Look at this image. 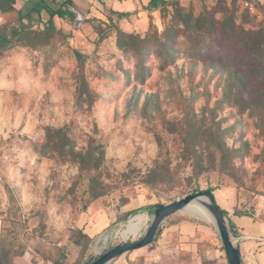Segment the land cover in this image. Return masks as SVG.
Masks as SVG:
<instances>
[{
    "label": "rangeland",
    "instance_id": "obj_1",
    "mask_svg": "<svg viewBox=\"0 0 264 264\" xmlns=\"http://www.w3.org/2000/svg\"><path fill=\"white\" fill-rule=\"evenodd\" d=\"M75 12L0 20V264H89L129 218L138 240L156 205L198 190L235 239L233 215L264 224V1ZM159 231L109 264H228L208 220L180 210Z\"/></svg>",
    "mask_w": 264,
    "mask_h": 264
},
{
    "label": "crops",
    "instance_id": "obj_2",
    "mask_svg": "<svg viewBox=\"0 0 264 264\" xmlns=\"http://www.w3.org/2000/svg\"><path fill=\"white\" fill-rule=\"evenodd\" d=\"M32 0H15L13 4V12L18 16L19 10L25 9V7L31 4ZM63 1V0H56ZM75 9L81 8L84 12H88L90 16H96L103 18L105 14H112L119 17L133 16L135 21L141 23L142 21L149 20V15H154L155 17L160 15V10L162 7V0H71ZM167 4L171 1L180 2V4H187L189 2H200L202 4L212 6L217 0H164ZM257 1V0H252ZM264 1V0H259ZM106 12V13H105ZM5 11H0V20L3 17ZM29 17L37 18L39 17L36 13L31 12ZM27 18H24V22ZM60 19L54 17V19ZM122 27V26H121ZM126 31L125 27H122ZM129 31V30H127ZM134 31V30H130ZM230 221L234 225V228L238 233V243H240L241 238H247L246 242L247 252L251 250L252 257L255 261H258V264H264V253L260 252L261 245L264 242H261L264 239V224L254 223L253 219L250 216L244 215H233L230 217ZM144 247V246H143ZM138 249H143L138 248ZM240 254L243 256L241 247H239ZM143 251V250H141ZM264 252V251H263Z\"/></svg>",
    "mask_w": 264,
    "mask_h": 264
},
{
    "label": "water",
    "instance_id": "obj_3",
    "mask_svg": "<svg viewBox=\"0 0 264 264\" xmlns=\"http://www.w3.org/2000/svg\"><path fill=\"white\" fill-rule=\"evenodd\" d=\"M196 199L201 201L213 218V225L225 250L228 264H242L240 250L237 243L234 242V237L231 235L227 218L209 190L193 191L167 204L156 205L153 209L150 224L143 235H140V239L127 241L129 239L128 236L122 243L106 250L89 264H109L121 254L151 243L156 238L161 223L167 217L183 210L188 203Z\"/></svg>",
    "mask_w": 264,
    "mask_h": 264
},
{
    "label": "trees",
    "instance_id": "obj_4",
    "mask_svg": "<svg viewBox=\"0 0 264 264\" xmlns=\"http://www.w3.org/2000/svg\"><path fill=\"white\" fill-rule=\"evenodd\" d=\"M220 0H217V2ZM15 0H0V11L5 10H13V4ZM31 4L25 9L19 10L18 12V19L20 24L25 27L24 18L29 17L31 12H34L38 15L39 20L47 25H53L54 17H58L61 20L66 21L67 23H76V12L75 6L71 0H63V1H56V0H32L30 1ZM177 1H171L170 3H176ZM162 4H167L164 0H162ZM162 5V6H163ZM27 28V27H25ZM30 28V27H29ZM125 34H135L134 31H124ZM224 214L226 211L221 208ZM130 213V211L128 212ZM160 232V231H158Z\"/></svg>",
    "mask_w": 264,
    "mask_h": 264
},
{
    "label": "bare ground",
    "instance_id": "obj_5",
    "mask_svg": "<svg viewBox=\"0 0 264 264\" xmlns=\"http://www.w3.org/2000/svg\"><path fill=\"white\" fill-rule=\"evenodd\" d=\"M183 211L190 214V215H195V216L200 217L204 220H208L212 224H214L212 216L210 215L208 210L204 207V205L201 203V201L198 199L193 200L190 203H188L186 205V207L183 209ZM144 220L145 219H144L143 215H141V214H136V215L132 216L131 218H129L128 222L126 224H124L125 227L122 230H120L119 234L124 239H126L128 236L130 237V236L139 235L141 228L143 226ZM145 222H147V221H145ZM116 235H118V234H116ZM234 242H236L235 238H234Z\"/></svg>",
    "mask_w": 264,
    "mask_h": 264
}]
</instances>
